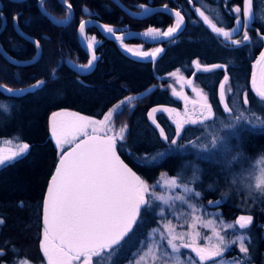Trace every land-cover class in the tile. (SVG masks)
I'll return each mask as SVG.
<instances>
[{
    "label": "trees",
    "instance_id": "obj_1",
    "mask_svg": "<svg viewBox=\"0 0 264 264\" xmlns=\"http://www.w3.org/2000/svg\"><path fill=\"white\" fill-rule=\"evenodd\" d=\"M37 1L0 0L1 13L6 18V25L0 33L2 49L13 58L20 60L29 59L34 54L33 46L16 34L13 26L14 16H18L17 28L19 31L36 39L41 45L39 60L27 67L12 66L0 56V87L31 88L37 81H43L39 89L34 88L32 92H25L17 97H8L0 92V102H9L8 113L0 110V139L16 138L19 142L30 145L25 156L0 168V220L2 222L0 224V252L2 253L0 254V264H10L17 259L25 258L41 260L38 249L41 231L39 210L46 183L54 171L56 163L47 129L48 116L54 111L70 109L82 115L100 119L110 106L128 94L147 95L148 93V99L143 101L144 105L136 107L129 116L130 125L135 127L132 132L135 130L136 132L127 138V144H130V150L136 156L161 150L162 147L158 145L149 147L143 142L146 140L145 136L151 135V131L146 125L145 112L149 107L159 103L173 106L176 102L169 97L166 89L155 88L158 80L156 76L165 77L176 69L192 74L191 62L197 60L202 64L219 63L225 66L224 69L195 74L196 81L209 92L213 109L218 114L221 112L218 111L220 106L216 96V86L227 73L229 87L232 90L228 100L234 97L235 99L232 101L236 102L235 105L229 102L232 107L237 105L240 108L243 107L242 96L245 92L247 97L251 95L257 101L256 111L259 113L258 116L264 119V102L251 93L250 87L253 64L260 51L264 49L263 42L253 30L249 32L251 43L234 46L225 43L220 36L207 29L197 19L193 11L189 10L188 13H184L182 9L186 19V28L177 37L165 43L163 54L151 66L150 63L135 62L125 58L120 54L114 42L102 39L93 28L87 27V34H94L101 40L95 49L99 59L95 69L89 75L77 77L64 62L67 60H74L80 64L86 62L87 56L80 49L76 40V30L81 19L90 16L112 27L126 26L129 31H142L150 26L165 30L173 23V18L165 12H155L144 19H134L124 15L111 0H70L73 16L67 24L58 26L40 12ZM116 1L130 7L133 11L137 10L138 4L147 7L167 4L166 0ZM230 1V3H226V9L220 3L222 7L214 17L217 26L224 27L226 30L230 29L235 21V16L230 10L231 7L236 3L243 5V0ZM193 3L201 7L195 0ZM251 3L254 7L252 13H255V15L253 14L254 27L259 30L260 34H264V2L251 0ZM41 6L54 20L63 21L65 16H68L66 6L58 0H42ZM257 6L262 8L261 13L256 10ZM85 8L88 9L89 14L84 12ZM127 43L138 42L135 39H130ZM151 68L155 69L154 72L151 71ZM198 76L207 81V86L197 78ZM138 111L140 112L138 113ZM140 113L142 123L137 124L135 116L137 117ZM132 140H135L134 144ZM230 144L232 146L231 154H224L225 156L229 155L226 157L227 161L237 151H242L243 155L246 154L238 156L239 162L246 160L248 155H263L264 125L262 128H254V130L238 128L236 135L230 138ZM254 144L256 150L251 151ZM124 152L127 151L119 152L118 149L123 160L139 174L147 177L149 181L156 178L160 171H168L172 174L181 166L182 159L178 154H169L159 162L146 167L129 160ZM221 154L217 160L211 161L212 165H206L212 170L211 173L207 171L203 176V186L206 187L209 184L215 186L213 193L207 196L210 199L219 197L218 194H215L216 191L230 195L231 190H235V186L231 189L225 186V184L229 185L230 176L226 175L227 162L225 163L226 168L218 163V160L223 156V153ZM214 162L217 163L214 164ZM231 198L232 196H229L224 205H221V209L229 206L227 212L225 211L226 214H223L222 210V215L226 218L228 215L229 218H232L234 213L240 212L235 206L240 205L237 202V197ZM232 210L233 212H231ZM250 214L253 218L259 215V221L264 222V197L261 200L256 198V204ZM144 229L142 224L136 225L133 233H140ZM260 229L264 230V223ZM255 236L256 252L253 261L261 264L259 259H262L261 253L264 252V238L260 237L261 231L259 230ZM128 237L121 245L128 241ZM118 260L120 261V254L115 256L114 264H118Z\"/></svg>",
    "mask_w": 264,
    "mask_h": 264
},
{
    "label": "snow or ice",
    "instance_id": "obj_2",
    "mask_svg": "<svg viewBox=\"0 0 264 264\" xmlns=\"http://www.w3.org/2000/svg\"><path fill=\"white\" fill-rule=\"evenodd\" d=\"M191 3V0H189ZM69 13L72 10L70 0H62ZM141 8H144L141 5ZM164 11H169L167 5L163 6ZM147 10V9H145ZM87 12V9L84 10ZM199 17L202 18L204 24L211 28V31L217 36L223 37L225 41H229L234 46H241L245 43H251V37L247 30L243 32L242 39L231 38L233 33L238 31L241 24L245 29L249 27L251 20V0H243V8L239 5L234 6L231 11L236 13V28L232 32L224 27H218L209 16L197 7L195 9ZM243 20L241 21L240 14ZM176 17L172 26L166 30L157 27H148L146 31L140 33L146 38L156 41L158 38H171L181 29L184 16L181 11L171 13ZM45 15L47 13L45 12ZM69 16H65L63 21H54V23H67ZM13 24L18 26V16L13 17ZM87 22L81 20L78 25V34L83 37ZM105 34H109L116 41L121 42L124 52L130 53L133 57L141 59L151 58L153 61L161 54L164 49L157 47L151 51H138L133 47H129L124 43V33L117 34L116 30L108 25L99 26ZM23 35V32L19 33ZM129 36L136 35L129 32ZM259 39L264 41V34H259ZM96 38L93 36L87 42V51L93 52L94 42ZM37 51L40 50V42L36 41L34 45ZM96 56L93 54L87 63L74 65L81 71H86L92 67ZM16 63V61H13ZM69 63H71L69 61ZM192 64L201 70V65L193 60ZM260 65V87L256 85V72L253 71L252 86L253 91L264 100V50L260 51L253 69ZM223 64H213L210 67L205 66L202 71L207 73L213 69H224ZM177 72L170 73V76H177ZM229 80L226 73L220 82L219 88H224V81ZM178 82L187 84L192 91L197 94V100L189 101L188 98L173 90V96L185 101L186 108L183 114L177 113L175 109L153 107L148 113V118L157 129H159V137L162 142L167 144L164 152L158 153L160 156H166L173 153L176 149L187 150L189 148L198 153H204L201 159L209 161L215 159V150L221 153L231 154L232 146L229 138L236 134V128L242 122L256 125H264V119L256 115L254 112H248L247 105L249 100L247 93L244 94L243 105L244 110L234 112L228 103H225V95L220 91L219 99L223 105L224 112L229 114L227 121H216L213 119V107L207 102V97L201 91L193 87L192 80H184L178 77ZM43 81H37L34 88L39 89ZM5 89L0 87V92ZM8 94L13 89L8 88ZM22 92H32L33 88L21 89ZM231 91V89H228ZM136 97H126L109 111L104 120H93L91 117L81 116L78 113H61L53 112L50 117V133L51 138L55 141L57 148H62L66 144H74L70 151L60 154L59 163L52 175L47 188V193L43 202V223H44V239L41 241V247L45 256L48 258V264H73L74 261L82 260L83 264H96L94 258L100 257L103 253L109 252L121 245L122 241L133 232L135 226L140 222L141 209L150 207L154 202H159V216L162 221V227L152 228L150 234L160 233V240L166 241L167 246L172 253H179L181 248L191 249L199 258L201 264L213 257H219L229 244L239 243V251L247 254L249 249L245 246V237L235 235L234 239H227L225 235H221L216 230V224L213 220L201 221L200 207L196 203L202 193L196 191L192 186L199 180L201 169L193 162L185 164L178 178H166L162 186L169 189H181V191L172 196L158 195L154 190H150V186L137 175L127 164H125L117 155L118 139L122 137L123 129L120 133L109 136L99 135L101 126L112 119L114 115H119L125 106H127ZM192 103L191 111L187 108V104ZM198 105V106H197ZM2 107V105H0ZM163 111L169 114L175 113L172 122L175 125V134L170 136L165 129L154 119V114ZM212 121L211 124L208 122ZM188 125H204L205 130L212 128L208 135L203 139L196 137L189 139L186 143L180 141L184 138L185 126ZM89 129L91 130L89 132ZM208 136L211 139H208ZM82 137V139H80ZM30 145L22 143L16 151H12L10 155L0 154V167L7 166L22 158L28 153ZM241 152H237L227 163L231 164L237 156H241ZM191 168L192 177L187 179L184 172ZM245 187L250 193L255 192L264 195V168H260L257 172L249 173V180L245 182ZM236 183V180H233ZM186 206L188 211H180L177 207ZM209 201V204H212ZM219 203V202H217ZM171 216L172 219H168ZM191 217L192 223L189 228L194 229L197 222H201L204 227L212 225L213 236L206 239H215L216 243L211 245L212 250L208 251L205 247L199 246L197 239L201 236L199 231H177V227L173 224V219H185ZM251 215H240L234 223L224 225L227 229L235 230L246 229L252 222ZM223 224V221H221ZM182 227V225H181ZM159 243V241H157ZM149 253L155 255V249L149 247ZM161 253L163 249L161 248ZM144 259V257H141ZM174 264H182L179 257H173Z\"/></svg>",
    "mask_w": 264,
    "mask_h": 264
},
{
    "label": "rangeland",
    "instance_id": "obj_3",
    "mask_svg": "<svg viewBox=\"0 0 264 264\" xmlns=\"http://www.w3.org/2000/svg\"><path fill=\"white\" fill-rule=\"evenodd\" d=\"M166 1H167V4H165V5L173 8V9H178V11H181L182 15H183L182 9H183L184 13H188L189 10L193 11V13L197 17V19L210 31H211V28L208 25L204 24L202 18L198 16L195 9L197 7H199L205 13V15L209 16V18L214 23H216V21L214 20V17L217 14L216 12L219 11V8H221L222 5H223V8L226 9L227 8L226 3L231 2L230 0H222V1L221 0H195V2H197L201 5V7H200V6H198V4H194L193 0H191V3L189 2V0H166ZM260 1L264 2V0H260ZM169 2H171V3L169 4ZM220 3H222V5ZM219 5H221V6L218 7ZM237 5H239L241 8H243V5L241 6L239 3H236V5H233L231 7V9ZM115 7H117V6L115 5ZM128 8L131 9L130 7H128ZM136 8H137V10H134V12L141 13V14L145 13L147 10H149V8L146 5L144 6V8H141L140 4H138L136 6ZM252 8L254 9V7L251 3V20L249 23L252 26H254L253 21H254L255 13H252ZM145 9H147V10H145ZM256 10H258V12H260V13L262 12V8L260 6H257ZM233 14L235 16V21H234L232 27L230 29H227L230 32H232V30L234 28H236V15L237 14L236 13H233ZM240 16H241V21H242L243 20L242 13L240 14ZM134 19H136V18H134ZM141 19H144V18H141ZM173 20H174V18H173ZM174 21H173V23H174ZM172 24L170 26H172ZM86 28H85V33H84V37H85L86 42H88V40L91 39L93 36L96 38V40L94 42V47H93V49L95 51L97 46L101 43V40L99 39V37H97L94 34H87ZM113 28L115 30H119V31L125 30V29L128 30V28L126 26H124V27H113ZM185 28H186V19L184 17V27H183L181 32H183ZM250 29H251V31L253 30L255 32V35L259 38V36H258L259 30H257V32H256L253 28H250ZM146 30L147 29L142 30L140 32H144ZM245 30H247L248 33L250 32L249 29H245L243 27V25L241 24L238 31L233 33L231 38L242 39V35H243V32ZM179 34L175 35L174 37H172L170 39H167V40H164L163 42H161L159 44L161 46L149 45L147 43L140 42L136 39L135 40L138 43H127V41H124V43L128 44L129 47L135 48L138 51H151L152 49L157 48V47H160L163 49L166 42H169L170 40L174 39ZM98 36H100V35L98 34ZM221 38L223 39V41L225 43H230V40L225 41L223 37H221ZM130 39H133V38H128L127 40H130ZM262 42L264 44V41H262ZM146 45H148V46H146ZM163 52L160 54V56L163 54ZM160 56H158L157 59ZM97 58L99 59V55H97ZM155 61L150 63V64H152L151 66L154 65ZM74 62L76 64L80 65V63H78V62H76V61H74ZM85 63H87V59H86ZM198 63L201 65V70H197V68L191 62L190 66L192 69V74H187L185 71L179 69L180 71L177 73V76H170V75H166L165 77L156 76L158 80H157L155 88H158L159 90L166 89L169 97H171L173 99V101L176 102L173 106H169L167 104L159 103L157 105H153V106L149 107L147 109V111L145 112L144 117L146 119V125H147L148 129L151 131V135L145 136L146 140L143 142H144V144L146 143V145H149V147L150 146L152 147L154 145H156V146L158 145V146L162 147L161 150L151 152L149 154L142 153V154L136 156L130 150V144H127V138H129L130 136H132V134H134V132H136V130L132 132V129H135V127L130 125L129 116H131L130 114H132L135 111L136 107L138 108L141 105H144L143 101L145 99H148V93H147V95L146 94L134 95L131 93L128 94V96H126V97L132 96V97H136V99L132 100L127 106H125L123 111L119 115H114L111 120L106 122L105 125L101 126L99 135L107 134L109 136H112V135H115L116 133H120L121 130L123 129L122 137H117L119 152L127 151V152H124V154H126V156L128 157L129 160H132L134 163H137L139 165H143L146 167H147V165H153V164L159 162L165 156H160V155H158V153L166 151L167 144H165L164 142L161 141V139L159 137V129H157L155 127V125H153L151 123V121L148 118L147 113L153 107H157L159 109L172 108V109H175L177 113L183 114L185 111V108H186L185 101L182 99H179L177 96H173V94H172L173 90H175L177 93H180V94L186 96L189 101L197 100V94L194 93L192 91V88L189 87L187 84H183V86H182V84L180 82H178V77H183V79L185 81L186 80H192L193 87L198 88L201 91V93L207 97V102L209 104H211L209 92L207 91V89L202 84H200L196 81V75L195 74L205 73L202 71V68L205 66L210 67L213 64H202L200 61ZM154 70H155L154 68H151L152 72H154ZM213 70H215V69H213ZM174 72H177V69L171 71L170 73H174ZM197 78L202 80L204 82V84L207 86L206 80H203V78L200 76H198ZM222 80H223V78L220 80V82ZM251 81H252V72L250 75L251 93L253 95H255L256 98L261 99L256 94V92L253 91V86L251 84ZM220 82L216 86V96H217L218 104L220 106L218 111L221 112V114H218L213 109V113H214L213 119L216 121L217 126L219 125V121H221V120L227 121V118L229 115V114L224 112L223 105L220 102V99H219L220 91L224 92L225 103H228L230 105V107H232V105L236 104V102L232 101L235 99L234 97H232L231 99L228 100L229 95L232 93V90L228 91V89H231L229 87V80L224 81V88L222 90L219 88ZM256 85H257V87H260V65H259L257 72H256ZM4 87L6 88V86H4ZM11 89H13V91L16 90L14 88H11ZM244 94H245V92L243 93V96H242V105H243ZM126 97H124L122 100H124ZM247 98L249 100V104L247 105L248 112L249 113L254 112V113H256V115H258L259 113L256 111V109L258 108V104L256 103L257 101L255 99H253V97L251 95H249V97H247ZM122 100H120V101H122ZM120 101L117 102L116 104H114L113 106H110V108L107 110V112L104 113V115L100 119L96 118V117L88 116V115H82V114L75 112L73 110H70V109H62V110H58L55 112L78 113L81 116L91 117L93 120L100 121V120H104L105 115L109 111L114 109L115 106L120 103ZM262 101L264 102V100H262ZM0 105H2V107H0V110L8 113L9 102L1 101ZM187 108L189 109V111H191L193 108V104L188 103ZM232 108L234 109V112H237L239 110H244L245 106L243 105V107L240 108L237 105V106H233ZM139 112L140 111H138V113ZM51 115L48 116V119H47V129H48V134H49L48 137L50 140L51 148L53 150V156H54L53 158H56V161H57L60 154L62 152H65L67 149H69L73 144H66L62 148H57L56 143L51 138V133H50V117H51ZM140 115H141V113L138 114L137 117L135 116L137 124L142 123V120H141L142 116H140ZM174 116H175V113L169 114V113H166L163 111H158L157 113L154 114L153 118L156 119L157 123H159L160 126L165 129L167 134H169L170 136H174L175 125L172 122V118ZM208 123L211 124L212 121H209ZM238 128H240V129L250 128L251 130H254V128H262V125L253 126L252 124H249L247 122H242L240 125L237 126L236 133H237ZM90 131L91 130L89 129V132ZM210 131H212V128H208L207 130H205L204 125H188V126H185V130L183 133L184 138L180 142L186 143L187 140L195 139L196 137H200L201 139H203L205 136L208 135V132H210ZM260 131H262V130H260ZM81 138L82 137H80V139ZM230 138H229V140H230ZM144 139L145 138L143 137V140ZM208 139H211V137L208 136ZM132 141L134 144L135 140H132ZM139 141H142V140H139ZM150 142L153 144H151ZM22 143H24V142H19V140H17L16 138H9V139L2 138V139H0V154L10 155L11 152L16 151L18 149V146L21 145ZM146 147L147 146H145V149H147ZM251 148H252L251 151L256 150V149H254L255 144ZM263 151H264V148H263ZM240 152L242 153V151H240ZM117 153H118V150H117ZM170 154H178L179 157L182 159L180 168L178 170L174 171L172 174H170L168 171H160V172H158L156 178H153V180L149 181V180H147V177L139 174L134 168H132V167L131 168L142 179L145 180V182L150 186V190H154L158 195L168 197V196H172L174 194L179 193L181 191V189H174L173 190V189H169L167 187L162 186L164 184V180L166 178H178V176L182 172V169H184L185 164H187L188 162L195 163L201 169V172L199 173V180L190 186H192L196 191H200L202 193L201 197L197 198V200H196V203L200 207V212L197 214L200 215L201 221H206V220L215 221L216 230L219 231L221 233V235H225L227 239H234L235 235L244 236L245 237V240H244L245 246L248 247V249H249L248 253L245 255L239 251V243L238 242L233 243V244H229L227 246V248L225 249V251L219 257H213L210 260H206L203 262V264H257V261L256 262L253 261L255 258V252H256L255 247H254V243H255L254 240L256 239L255 233L257 232V230L261 231L260 237L262 239L264 238V230L260 229V227H263L264 222L259 221L260 216L257 215L256 218H253L251 224L246 229H239L237 226L235 228V230H232V229H227L226 227H224V225H226L228 223H234L236 218L240 215H251L250 211L253 209L254 205L256 204V198L258 200H261L264 197V195H260V194L255 193V192L250 193L249 190L247 189V187H245V184L240 182L242 179L245 182H247L249 180V173L250 172H257L260 168H264V161H263L264 160V154L263 155L253 154L252 156L248 155V157L245 158L247 161L244 160V161H240V162L238 161V156H237L235 160H232L231 164L227 163L228 167L226 168L225 167V163L227 162L226 157L229 155L225 156L224 155L225 153H223V156L218 160V163L223 165L226 168V175L230 176L229 185L225 184V186L228 189H231L233 186H235L234 187L235 190L234 191L231 190L230 195L228 193H224L222 191L221 192L216 191L215 194L219 195V197L216 199H214V198L210 199V197H207L209 194L213 193L215 186L213 184H209L206 187L202 185L203 176H205L204 174L207 171L209 173H211V170H212V169L208 168L206 165L207 164L212 165L211 161H213V160L206 161V160L201 159V156L206 155V154L198 153L191 148H189L187 150L176 149L173 153H170ZM221 155L222 154L220 151L215 150V159L214 160H217V157H220ZM235 155L233 154V156H235ZM245 155L246 154H244V155L242 154L241 156H245ZM120 157L123 160L122 156H120ZM231 159H232V157H231ZM216 163L217 162H214V164H216ZM203 169H205V170H203ZM202 170H203V172H202ZM184 175L187 179H190L192 177L191 168H188L184 172ZM234 179L236 180V183H233ZM229 196H232L231 199H234L235 197H237L236 198L237 202L240 204V205H235L240 210V212L234 213L232 218L231 217L229 218V215H228V218H226L222 215V210H223V214H226L229 206H225L224 208L221 209V205L222 206L224 205L225 200ZM209 201H212L213 203L209 204ZM217 202H219V203H217ZM177 207L180 211H188L187 207L186 206H180L179 202H177ZM142 210H141L140 222L137 225L142 224L145 227L144 231H142L140 233L139 232L130 233L129 237H128V241L125 242L124 245H119L116 248L109 250V252L103 253L100 257L94 258L96 261V264H114L115 256H117L118 254H120V261L118 260V262H119L118 264H174L173 257H176V256L179 257L182 264H201V262L199 261V258L196 256V254L194 252L191 251V249L181 248L179 253H172L171 249L167 246L166 241L160 240V233L159 232H157L156 234H150V230L152 228H157L158 226L162 227V221H161V218L159 216V202H154L153 205L150 207H143ZM40 211H41V205H40V210H39V225H40ZM231 212H233V210ZM168 219H172V217L168 216ZM221 221H223V224H221ZM172 222L177 227V231H183V232L199 231L201 233V236L197 239L198 245L205 247L208 251L212 250L211 245L216 243L215 239H206V238H211L213 236L212 225L204 227L201 222H197L195 224L194 229L189 228L188 225L192 223V219L190 216L187 217V222H185V219H183V218L178 219V220L173 219ZM0 224H2L1 220H0ZM181 225H182V227H181ZM43 232H44V230L41 229L40 237L38 239V249L40 252L41 260H39V258H36L35 260L26 259V258L21 259V260L17 259V260H15L16 262L14 261L10 264H48V258L45 256L44 251L41 247V241L44 239ZM157 241H159V243H157ZM126 245H127V247H126ZM150 246L155 249V255H152L149 253V247ZM161 248L163 249V253H164L163 255L161 253ZM0 254H2V253L0 252ZM121 254L123 255V257ZM141 257H144V259H141ZM261 258L262 259H259V260H260L261 264H264V252L261 253ZM2 264H7V263H2ZM73 264H83V261L77 260V261H74Z\"/></svg>",
    "mask_w": 264,
    "mask_h": 264
},
{
    "label": "water",
    "instance_id": "obj_4",
    "mask_svg": "<svg viewBox=\"0 0 264 264\" xmlns=\"http://www.w3.org/2000/svg\"><path fill=\"white\" fill-rule=\"evenodd\" d=\"M15 1H22V0H15ZM58 1L62 3V0H58ZM112 3L115 4V5H116V6L122 11V13H123L124 15L129 16V17H132V18H136V19L145 18V17H147L148 15H150V14H152V13H155V12H165V13L169 14L170 16H172V17L174 18V20H176V17H175L174 15H172L171 13L174 12V11H176V10H178V9H173V8L167 6L168 9H169V11L166 12V11H164V8H163L164 5H158V6H153V7L149 8V10H147L145 13H142V14H141V13H136V12H134L133 10L129 9L128 7L124 6L123 4H121V3H119V2H117V1H115V0H112ZM62 4H63V3H62ZM37 6H38L40 12H42V13L45 15V11L43 10V8H42V6H41V0H38V1H37ZM64 6H65V5H64ZM68 14H69V17H70L69 20H68V22H69V21L71 20V18H72V15H73V14H72V10H71V13H69V11H68ZM45 16H47L48 19H49L51 22L54 23L55 20H54V19H53L48 13H47V15H45ZM0 17L2 18L1 14H0ZM84 21L87 22L86 27H92V28H94L95 31L100 35V37H102V38L105 39V40H109V41H113V42H115V43L117 44V46H118V51H119L120 54H122L125 58H127V59H129V60H132V61H135V62H143V63H152V62H153V60H152L151 58L141 59V58H138V57H133L130 53H126V52H124L123 49H122V47H121V42L116 41V40L114 39V37H112L111 35H109V34H105V33L103 32V30L99 27L100 25H102V23H101L99 20L87 18V19H85ZM2 22H3V23H2V26L0 27V31H1L2 28L4 27V19H3V18H2ZM68 22H67V23H68ZM67 23H60V24L54 23V24H56V25H58V26H61V25H65V24H67ZM13 26H14V29H15L16 33H17L19 36H21V37H22L24 40H26L27 42L31 43L33 46L35 45V42H36L35 39H33L32 37H29V36H27V35H25V34L20 35V34H19L20 32H19V30L17 29V26L14 25V24H13ZM183 27H184V22H183V25H182L181 29L178 30V31L173 35V37H174L175 35L179 34V33L182 31ZM250 28H253V29L257 32V29H256L254 26L250 25ZM129 32L134 33V34H136V35H131V36H129V35H128ZM121 33H124V41L127 40L128 38H133V39H136V40H138V41H140V42L147 43V44H151V45L159 44V43L163 42L164 40L170 39V38H158L156 41H153L151 38H146V37H144V36H142V35H139L140 33H143V32H140V31H124V32H120V33H117V34H121ZM76 38H77V42H78V45H79L80 49H81V50L86 54V56H87V61H88V59L91 58V56H92L93 54L96 56V60L94 61L92 67L89 68V69L86 70V71H81L78 67H74V65H77V64H75V63H72V62L69 63V61L66 62V65H67L70 69H72V70L74 71V73H75L78 77H84V76L89 75V74L95 69L96 62H97V55H96L94 49H93V52H92V53H89V52L87 51V42H86L84 36L81 37V36L78 34V27H77V30H76ZM171 38H172V37H171ZM39 53H40V50H39V51L36 50V54L34 55L33 58H30V59H28V60H19V59H15V58L11 57L10 55H8V54H7V53H6V52L0 47V56H1V57H2L7 63H9V64L12 65V66H16V67H25V66H29V65L33 64V63H34L35 61H37V59L39 58ZM158 56H160V54H159ZM158 56H157V57H158ZM13 61H16V63H14ZM154 61H155V60H154ZM77 66H78V65H77ZM258 67H259V65H257L256 69H254L253 71L257 72ZM252 76H253V73H252ZM251 84H252V81H251ZM6 90H7V89H5V91L2 92V93H3L4 95H7V96H16V95H18L19 93H21V92H19V91H13L11 94H8ZM81 139H82V138H81ZM72 147H74V144H73L69 149H67L66 151H70ZM117 155L119 156L118 153H117ZM119 157H120V156H119ZM59 159H60V156H59V158H58L57 161H56L54 171L52 172V174L50 175V177H49V179H48V181H47V183H46L45 190H44V193H43V197H42V200H41L40 227H41L43 230H44V223H43V207H44L43 202H44V197H45V194L47 193L48 183H49V181H50L52 175H53L54 172H55V169H56L57 164L59 163ZM120 159H121V157H120ZM121 160H122V159H121ZM122 161H123V160H122ZM123 162H124V161H123ZM124 163L127 164L126 162H124ZM127 165H128V164H127ZM128 167H130V166L128 165ZM130 168H131V167H130ZM131 169H132V168H131ZM132 170H133V169H132ZM133 171H134V170H133ZM134 172H135V171H134ZM135 173H136V172H135ZM136 174H137V173H136ZM137 175H138V174H137ZM141 210H142V209H141Z\"/></svg>",
    "mask_w": 264,
    "mask_h": 264
},
{
    "label": "flooded vegetation",
    "instance_id": "obj_5",
    "mask_svg": "<svg viewBox=\"0 0 264 264\" xmlns=\"http://www.w3.org/2000/svg\"><path fill=\"white\" fill-rule=\"evenodd\" d=\"M116 1V0H115ZM111 2H112V0H111ZM118 2V1H117ZM120 3V2H119ZM44 10V9H43ZM45 11V10H44ZM46 12V11H45ZM122 12V11H121ZM47 13V12H46ZM0 14H1V16H2V18L4 19V27H5V25H6V18L3 16V14L1 13V2H0ZM73 14V13H72ZM50 15V14H49ZM68 16H69V14H68ZM73 16V15H72ZM1 18V17H0ZM2 18H1V25H0V27L2 26ZM250 23H249V27L247 28V29H249V31H251V29H250ZM4 27L2 28V30L0 31V33L3 31V29H4ZM18 29V28H17ZM19 30V29H18ZM19 32H21V31H19ZM17 34V33H16ZM23 34H25V33H23ZM25 35H27V34H25ZM19 36V35H18ZM27 36H29V35H27ZM20 38H22L21 36H19ZM29 37H31V36H29ZM23 39V38H22ZM34 39V38H33ZM24 40V39H23ZM36 40V39H35ZM76 40H77V38H76ZM26 41V40H25ZM37 41V40H36ZM27 42V41H26ZM29 43V42H28ZM31 44V43H30ZM160 44V43H159ZM32 45V44H31ZM33 46V45H32ZM159 46H161V45H159ZM33 48H34V54H33V56L32 57H30V58H33L34 57V55L36 54V49H35V47L33 46ZM8 54V53H7ZM9 55V54H8ZM96 55H98V54H96ZM40 56H41V47H40V53H39V58H40ZM12 57V56H11ZM29 58V59H30ZM39 58L37 59V61L39 60ZM16 59V58H15ZM20 60V59H19ZM25 60H28V59H25ZM37 61H35L34 63H36ZM67 61H70V62H72V63H75L74 61H71V60H67ZM67 61H65L64 63H65V65H66V62ZM33 63V64H34ZM141 63H143V62H141ZM9 64V63H8ZM76 64V63H75ZM32 65V64H31ZM78 65V64H77ZM67 66V65H66ZM16 67V66H15ZM25 67H27V66H25ZM68 67V66H67ZM69 68V67H68ZM72 70V69H71ZM73 71V70H72ZM74 72V71H73ZM75 74V73H74ZM76 75V74H75ZM77 76V75H76ZM78 77V76H77ZM4 89H8V88H5V87H3ZM31 88H33L34 89V87H31ZM21 89H25V88H17L15 91H19V92H21V93H19L18 95H16V96H12V97H17V96H20V95H22V94H24L25 92H22L21 91ZM2 93V92H1ZM3 94V93H2ZM4 95V94H3ZM5 96H7V95H5ZM8 97H10V96H8ZM119 102V101H118ZM117 103V102H116ZM115 103V104H116ZM58 110H62V109H58ZM58 110H56V111H58ZM55 112V111H54Z\"/></svg>",
    "mask_w": 264,
    "mask_h": 264
},
{
    "label": "bare ground",
    "instance_id": "obj_6",
    "mask_svg": "<svg viewBox=\"0 0 264 264\" xmlns=\"http://www.w3.org/2000/svg\"><path fill=\"white\" fill-rule=\"evenodd\" d=\"M87 18H90V19H95V18H92V17H90V16H88V17H86V18H84V19H81V20H85V19H87ZM80 20V21H81ZM97 20V19H96ZM55 21H57V20H55ZM79 25V24H78ZM1 47V46H0ZM2 48V47H1Z\"/></svg>",
    "mask_w": 264,
    "mask_h": 264
}]
</instances>
